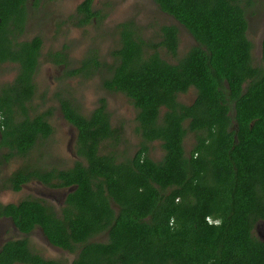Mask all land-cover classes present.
Wrapping results in <instances>:
<instances>
[{"label":"trees","instance_id":"trees-1","mask_svg":"<svg viewBox=\"0 0 264 264\" xmlns=\"http://www.w3.org/2000/svg\"><path fill=\"white\" fill-rule=\"evenodd\" d=\"M26 1L0 0V65H20L18 79L0 87V145L7 159H27L38 141L54 133L46 118L52 108L31 118L24 105L32 97L29 76L40 40L20 44L22 51L11 46L10 27L23 22L14 16L24 17ZM154 1L200 46L178 65L168 64L158 49L175 53V30L163 27L164 42L155 43L128 20L116 25L115 69L84 64L86 76L106 65L112 74L102 77L103 87L138 101L134 155L118 153L127 141L103 107L80 117L59 99L64 118L78 130L80 160L58 172L56 184L39 172L19 173L16 189L30 178L74 187L62 219L30 200L8 215L22 231L38 224L52 243L76 253L72 264H264V241L256 231L264 225V39L256 66L239 0ZM85 16L86 23L97 17ZM188 91L195 97L190 105L176 101ZM15 107L23 118H16ZM231 118L235 133L227 132ZM188 134L192 144L184 142ZM152 142L159 143L160 160L148 154ZM185 144L191 147L187 154ZM14 263L55 264L32 255L23 242L1 248L0 264Z\"/></svg>","mask_w":264,"mask_h":264},{"label":"flooded vegetation","instance_id":"flooded-vegetation-1","mask_svg":"<svg viewBox=\"0 0 264 264\" xmlns=\"http://www.w3.org/2000/svg\"><path fill=\"white\" fill-rule=\"evenodd\" d=\"M86 1L87 0H28L24 3V17L14 16L15 20H18L21 17V22H23L21 23V25H13L12 27H10V30H12L13 33V36L10 37L11 46L16 51H22V48L20 46V44L22 43H32L35 39L40 40V43L38 45V52L35 56L36 64L35 67L32 69L31 75L29 76L32 80V84L34 85L32 87V97L29 99V104H24L27 109V114L29 115V117L32 118V114H37V112L43 113L45 111H48V109L44 111L37 110L38 106L34 104V98L39 92L38 87H40L38 83L39 78H37L39 64L43 60L45 62L47 61V66L50 68V70L54 71V74L50 76L54 82L52 84L57 87L55 93H52L51 96V101H53V104L56 106L57 111L59 113V115H57L59 121L57 122L61 126H68L71 128V130H73L72 132H74V146L71 148V152L69 153L72 159V164L69 166H66V161H62V167H54L51 165H49L48 167L43 165L41 160H38L37 158V166H30L27 162L28 160L23 159L24 163L22 162V166L13 168L10 167L12 162L16 158L21 157H13L7 159V153L5 151V148L0 145V251L5 244L13 243L17 245L23 242L26 243L27 246H29V250L32 255L39 256L41 260L46 262H53L55 264H72L77 254L71 253L69 252V250L58 247L54 243H52L45 235L43 229L38 224H35L27 232L22 231L20 229V225L16 224V222L14 221V217L8 214L13 212L22 201L30 200L39 203L44 209L46 215L52 216L53 219H62L61 216L63 214V209L66 206V199L68 197V194L74 190V187H53L50 184L41 182L38 179L30 178L28 182L18 184L19 188L16 189L19 173H22L23 176H28L32 171L39 172L40 174H44L45 177L48 176L49 178H51V184H56L55 181L58 180L57 173L71 168L73 166L74 160H80V158L76 154V140L78 136V130L76 129V127H74L73 124L69 123L64 118L61 112V107L59 105V99H62L65 103L70 105L80 117L90 118V115L95 110L101 107H103L104 111H107V113H109V111L111 112V110L113 111L114 104L108 102V100L105 98L99 99L97 106L93 107V109H91L90 111L88 110L86 112V109L83 108V105L81 104V101L84 99V97L81 98L83 94V92H81V90L83 89L82 81L83 79L86 81L97 79L100 87L102 88L103 93L113 94L115 96L123 95L126 99V111H133L131 120H127L126 122L120 119V117L116 116V114L113 113V117L109 113L111 126L116 128L122 127V131L124 132V138L126 139V141H129L128 134L132 133V135L137 138V143L140 142L139 136L135 133V128L140 126L139 123L136 121L137 110L140 109L136 106V103L138 101L133 98H130L129 96L126 97L123 93L119 91L113 92L103 87L104 84L102 82V77H109L112 74L110 70L108 73L107 66L109 65L113 67V69H115L116 58L115 56L111 55V52L114 51V45L109 50L106 56H101L97 53L96 50H93L88 55L84 56L83 51L78 50L80 45L84 47V40L86 37L88 38V40L90 39L88 31H92L90 30L92 26L95 27L98 30L100 40L101 38H103V34H105L106 31H108L110 35L114 37L117 24H114L112 27L110 25L111 23H106V20L110 19L111 16L118 15L121 12L126 14L128 12V9H134V11L136 12L149 11V15L155 17L156 21L153 26V28L155 29L154 33L146 34L145 27L136 23L133 20L137 26L142 28V36L145 40H151L155 43L164 42V34L162 30L163 27L173 28L176 33L177 43L174 44L173 41L171 42L176 48L174 54L171 53V51L167 49L166 46L158 49V53L160 54V58L162 60H164L168 64L178 65L180 60L188 54L190 49L200 46L186 31V29L182 27L172 15L168 14L160 7H158V4L154 0H132L130 8H128V4H126L128 0H88V13L84 10V5ZM237 6H239L243 11V17L246 21V29L244 35L252 45V50L250 52L251 56L253 57L252 62L256 63V66H260L262 57V43L264 39V0H239ZM86 14H92V16L97 17H92L90 19V23H86ZM32 15H38V18H42L43 25L50 27V37L53 39V41L55 40V42H60L61 47H58V49L44 50L46 52V55L44 57L42 55V52L43 49L48 48V41L47 39L44 40V38H42L41 36L36 37L34 35L32 36V34L29 33L30 31H28V24L35 23V19L31 17ZM123 21H128V19H124ZM123 21H120L119 23ZM63 34H65L66 36L63 37ZM184 38L189 41V46L185 50H182L181 39L183 40ZM201 48L205 50L204 46H201ZM259 48H261V52L258 50ZM257 50L259 55H255ZM86 60H89L90 63H106L107 66L98 65L96 68V72L92 69L93 72L87 74L88 76H86L87 71L85 72L84 69V64ZM143 60H147L146 55ZM71 63H75L76 65H73L72 68ZM12 65H15L16 72L14 73V78L10 83H13V81L18 79L20 69V65H17L16 63H13ZM71 76H76L77 79V87L75 89L68 87L65 88L66 84H64V82ZM194 99V94L191 91H188L186 93L179 94L176 98V101L184 105H190L194 101ZM101 100H103V105L100 104ZM19 107H15L14 110L15 112L19 113L16 115V118L21 119L23 118V115L21 114ZM116 110L122 111L120 108H116ZM158 111H160L162 115V113L164 112V107L159 106ZM46 118L48 124L53 127L52 115H48ZM129 124H131L130 127ZM184 124H186V122H184ZM236 129L237 124L231 118V124L227 128V132L235 133ZM52 135H50L44 141H38L39 143L37 142V145L34 147L33 150L38 151L39 148L44 144V142L50 141ZM191 137V134H188L186 137H184V142L189 143L191 141L192 144L193 141ZM1 139L2 138L0 136V141ZM231 141L233 143L238 142L235 134H233V136L231 137ZM53 144H55V142ZM156 144L158 145L157 151L159 155L154 158L151 156V153L153 151V146ZM190 149L191 147L185 144L184 151L186 154L189 152ZM67 150H69V148H67ZM53 154L57 156L56 153ZM148 154L150 157L155 159V161L161 159L162 152L160 150L158 142H152L150 144ZM133 155L134 154H132L131 156ZM61 158L63 159L62 156ZM56 194L58 196H56ZM51 202H53L55 206ZM19 221H22L21 217L19 218ZM91 240L100 241V237L95 236ZM39 244H42L45 247L47 253L43 251H38L37 246Z\"/></svg>","mask_w":264,"mask_h":264},{"label":"rangeland","instance_id":"rangeland-1","mask_svg":"<svg viewBox=\"0 0 264 264\" xmlns=\"http://www.w3.org/2000/svg\"><path fill=\"white\" fill-rule=\"evenodd\" d=\"M131 1L132 0H128L126 2V4H128V8H130L131 6ZM149 14H150L149 11L136 12L134 11V9H128V12L126 14L121 12L118 15L111 16L110 19L106 20L107 21L106 23L107 24L111 23L110 25L113 27L114 24H118L120 21H123L124 19H128V20L131 19V20H134L136 23L144 26L146 34H152L155 31L153 26L156 21H155V17L150 16ZM31 17L35 19V23L28 24V31H30L29 33H31L32 36L33 35L36 37L41 36L42 38H44V40L47 39L48 41L47 42L48 48L43 49V52H42L43 57L46 55V52L44 50L58 49V47H61L60 42H55V40L53 41V39L50 37V33H49L50 27L43 25V19L38 18V15H32ZM90 30H92V31H88V35L90 36V39L88 40V38L86 37L84 40V47L80 45L78 51L80 50L83 51L84 56H85V55H88L93 50H96L97 53L100 54L101 56H106L109 50L113 47V45L116 44L115 37L113 38L108 31L106 32L104 31L105 34H103V38H101L100 40L98 30L93 26L90 28ZM65 36L66 35L63 34V37ZM181 42H182L181 49L185 50L189 46V43H188L189 41L184 38L183 40L181 39ZM256 54L259 55L258 50L256 51L255 55ZM46 63L47 61L45 62L43 60L39 64L37 78H39L38 83L40 87L37 86L39 89V92L37 93V96L34 98V104L38 106L37 110H40V111H44L46 109L53 107L52 108L53 109L52 126L54 128V131H53L54 133L52 137L50 138V141L44 142V144L39 148L38 151H32L27 155V160H28L27 162L30 166H37L38 163L36 161L41 160L42 164L45 166L49 167V165H51L54 167L56 166L62 167L63 166L62 161H66L65 162L66 166H69L72 164V159L69 153L71 152V148L74 146V143H73L74 132H72L73 130H71L70 127L68 126L63 127V125L61 126L57 122L59 121V118L57 117L59 113L57 111L56 106L53 104V101H51L52 93H55L57 87L52 84L54 82L50 77L54 74V71L50 70V68L47 66ZM73 65L75 66L76 64L71 63L72 68H73ZM15 72H16L15 65H12L10 63H4L0 65V86L10 83L14 78ZM82 82H83V86H82L83 89L81 90V92H83V94L81 98L84 97V99L81 101V104L83 105V108L86 109V112L88 110L90 111L91 109H93V107H96L99 99L105 98L108 100V102H111L114 104L113 105L114 110L113 111L111 110V112L109 111V113L112 116L114 113L116 114V116L120 117V119H122L124 122H126L127 120H131L133 111L131 110L126 111V99L123 95L115 96L113 94L103 93L102 88L100 87L97 79L90 80V81H86L83 79ZM64 84H66L65 88L68 87V88L75 89L77 87L76 76H71L69 79H67L64 82ZM116 108H120L122 111L116 110ZM130 126L131 124H129V127ZM128 137H129V141H127L124 145L122 142L117 148L118 153L125 152V154L128 155V150H129V155H132L135 153L136 145H137V138L134 135H132V133L128 134ZM54 142L55 144H53ZM67 148H69V150H67ZM153 148L154 149L151 153V156L156 158V156L159 155L157 151L158 145L157 144L154 145ZM53 153H56L57 156L54 155ZM61 156L63 157V159L61 158ZM37 158L38 160H36ZM22 162H23V158L22 159L16 158L12 162L10 167L14 168V167L22 166L24 163ZM56 196L58 195L56 194ZM30 197H35V196H30ZM51 203L54 204L53 202ZM96 237H100V239H102V237L104 238V234L96 236ZM37 247H38V251H43L47 253V250H45V247L42 244H39Z\"/></svg>","mask_w":264,"mask_h":264},{"label":"water","instance_id":"water-1","mask_svg":"<svg viewBox=\"0 0 264 264\" xmlns=\"http://www.w3.org/2000/svg\"><path fill=\"white\" fill-rule=\"evenodd\" d=\"M258 50L261 52V48H259ZM256 231L258 233V236L260 237V240L264 241V225L263 224L256 225Z\"/></svg>","mask_w":264,"mask_h":264},{"label":"clouds","instance_id":"clouds-1","mask_svg":"<svg viewBox=\"0 0 264 264\" xmlns=\"http://www.w3.org/2000/svg\"><path fill=\"white\" fill-rule=\"evenodd\" d=\"M217 223H219V221H217Z\"/></svg>","mask_w":264,"mask_h":264}]
</instances>
